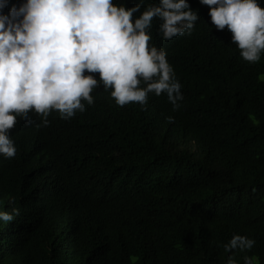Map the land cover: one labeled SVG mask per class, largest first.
Here are the masks:
<instances>
[{
	"label": "trees",
	"instance_id": "16d2710c",
	"mask_svg": "<svg viewBox=\"0 0 264 264\" xmlns=\"http://www.w3.org/2000/svg\"><path fill=\"white\" fill-rule=\"evenodd\" d=\"M187 3L191 32L149 30L181 84L179 108L163 93L117 106L98 82L84 111H50L47 125L31 113L13 137L0 210L18 214L0 221V264H264V50L243 60L208 6ZM234 233L253 247L225 252Z\"/></svg>",
	"mask_w": 264,
	"mask_h": 264
},
{
	"label": "clouds",
	"instance_id": "9594fccd",
	"mask_svg": "<svg viewBox=\"0 0 264 264\" xmlns=\"http://www.w3.org/2000/svg\"><path fill=\"white\" fill-rule=\"evenodd\" d=\"M8 3L0 0V157L16 154L13 137L31 113L41 116L43 125L53 110L68 120L84 111L83 103L92 104L98 82L110 89L117 106L143 107L149 93H163L173 111L179 108L181 84L165 51L149 43V30L155 20L163 39L191 32L199 17L187 0H150L143 9L113 0H20L7 11ZM199 3L208 6L217 30L230 31L243 60L260 59L264 7L258 0ZM17 214L18 209L0 210V221H12ZM33 230L30 224L28 231ZM254 243L234 233L223 247L225 252L247 251ZM243 261L259 264L258 258ZM224 264L236 261L229 255Z\"/></svg>",
	"mask_w": 264,
	"mask_h": 264
}]
</instances>
